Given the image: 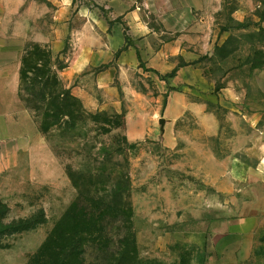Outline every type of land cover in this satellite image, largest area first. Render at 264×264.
Masks as SVG:
<instances>
[{"label": "rangeland", "instance_id": "obj_1", "mask_svg": "<svg viewBox=\"0 0 264 264\" xmlns=\"http://www.w3.org/2000/svg\"><path fill=\"white\" fill-rule=\"evenodd\" d=\"M31 3L99 116L46 134L68 183L0 177V264H27L80 190L124 174L140 264H264V0Z\"/></svg>", "mask_w": 264, "mask_h": 264}, {"label": "trees", "instance_id": "obj_2", "mask_svg": "<svg viewBox=\"0 0 264 264\" xmlns=\"http://www.w3.org/2000/svg\"><path fill=\"white\" fill-rule=\"evenodd\" d=\"M126 39L130 45L128 35ZM67 66L60 57L54 59L48 43L33 42L23 55L20 97L25 107L39 117L44 134L53 127L75 128L87 115L95 120L99 116L91 115L60 78L58 70ZM130 186L124 174L122 183L113 185L103 196L80 190L27 264H140ZM117 225L119 238H114L111 231Z\"/></svg>", "mask_w": 264, "mask_h": 264}, {"label": "crops", "instance_id": "obj_3", "mask_svg": "<svg viewBox=\"0 0 264 264\" xmlns=\"http://www.w3.org/2000/svg\"><path fill=\"white\" fill-rule=\"evenodd\" d=\"M33 8L34 3L27 6V0L25 11L23 0H0V177L16 185L25 184V176L36 182L38 174L44 184L55 185L61 179L68 183L47 135L20 97L22 58L28 40L51 41L45 33L33 31L40 18ZM72 92L78 93L76 88Z\"/></svg>", "mask_w": 264, "mask_h": 264}]
</instances>
